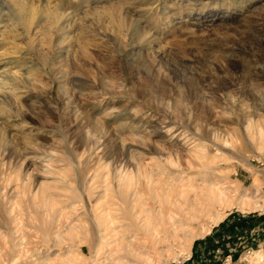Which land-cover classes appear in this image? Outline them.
Instances as JSON below:
<instances>
[{
    "label": "rangeland",
    "instance_id": "rangeland-1",
    "mask_svg": "<svg viewBox=\"0 0 264 264\" xmlns=\"http://www.w3.org/2000/svg\"><path fill=\"white\" fill-rule=\"evenodd\" d=\"M260 113L264 0H0V264H264ZM213 181L235 203L154 241L95 217Z\"/></svg>",
    "mask_w": 264,
    "mask_h": 264
},
{
    "label": "bare ground",
    "instance_id": "bare-ground-1",
    "mask_svg": "<svg viewBox=\"0 0 264 264\" xmlns=\"http://www.w3.org/2000/svg\"><path fill=\"white\" fill-rule=\"evenodd\" d=\"M249 129V130H248ZM247 134H250V135H252L253 137H254V139H258V140H260V139H263L264 138V114H259L258 115V118L257 119H255L254 118V120H252V117H250L249 118V121H247ZM248 140H247V137L246 136H244V134H243V136H241L240 134H237L236 135V139L235 140H232V141H226L228 144L230 143L231 145H234V143H240V146H242V145H244V144H248V142H247ZM216 144V143H215ZM222 146V145H221ZM236 146V145H235ZM162 160V159H161ZM208 160V159H207ZM156 161V160H155ZM167 162H169L170 163V165L171 164H176V163H178V162H174L173 161V159L172 158H170V157H168L167 158V160H166ZM157 162V161H156ZM168 163V164H169ZM193 163V162H192ZM158 164V167H159V165H160V163L158 162L157 163ZM175 166H177V164L175 165ZM179 166V165H178ZM192 166V165H191ZM193 166H194V164H193ZM141 166H139V165H137V169H135V170H132L131 171V176H130V178L128 179V182H129V186H130V184H132V182H133V180L135 181V185H136V188H135V192L137 193V194H140V195H142V193H144V191H145V185H147L149 188L150 187H155V185H156V183H160L158 180H156L155 178H153V176H152V174L154 173H152V172H149V173H143L142 172V170H141V168H140ZM160 168V167H159ZM131 169V168H130ZM183 171V170H182ZM129 172V171H128ZM160 172V171H159ZM175 173V172H174ZM162 174V173H161ZM177 175V174H176ZM122 176V175H121ZM174 179V178H173ZM205 178H203L202 180H204ZM122 180H123V178H122ZM177 180V179H176ZM206 180V179H205ZM181 181H183V180H181ZM122 182V181H121ZM203 182H205V181H203ZM203 182H200V183H203ZM179 183H180V181H179ZM199 183V182H198ZM224 183V182H223ZM228 183V182H227ZM196 185V184H195ZM193 186V187H196V186ZM198 187V186H197ZM202 189L201 190H203V195H202V197L204 198V200H206V201H208V203H206V206H204L203 207V205H202V207H198V204H201V202H198V199H196L195 197L194 198H192V196H189V195H187V192H186V190H182V191H179V192H177V194L176 195H173L172 193H166V194H161L160 193V191L158 190V189H156V190H154V193H153V197L152 198H150V199H153V201L151 202V200L148 198L145 202H140V199H141V197H140V195L139 196H136V198H135V200H134V202H133V199H132V201H131V204L130 205H127L126 207H125V210H124V212H123V214L121 215L120 213H119V211L118 212H116L117 210L116 209H114L113 207V205H115V203H113L112 202V200H110V199H108V200H110V201H107V202H111V203H113V207L112 206H109L110 204H108V206H109V208H108V206L106 207V208H104L103 209V212H101V214L99 215V216H95V217H98V225L99 226H101V228L104 230L105 228H109V229H111L112 231H113V233L112 234H114V236H116V238H118V236H120L119 234H118V232H119V225H117V223H115L114 221L115 220H119L120 219V217H124L125 219H128L129 221H131V223H133V224H136V226H140V227H142L144 230L146 229V231H147V233L149 232L150 234H151V237L152 238H150L149 237V239H153V241L155 240V238H157V239H159L160 238V236L161 235H163L162 233H163V231H165V232H167L168 231V228L169 227H167V225H169V223H171V224H173V226H174V228L175 229H178V228H180V227H191V225H192V223H193V221L194 220H196V219H198V221H199V218L200 217H203V216H208V215H210V212L212 211V209L214 208L213 207V204L215 205L216 203L218 204H220V206L223 204V205H233L234 203H235V198H232V197H230L232 194H230L229 195V192H228V194H226L224 191H225V186H223V184L222 183H220V182H216V183H214V181H213V184L211 185V186H206V185H201L200 186ZM158 188V187H157ZM192 188V187H191ZM194 189H196V188H194ZM217 189V190H216ZM229 190H231V189H229ZM228 190V191H229ZM217 191V192H216ZM236 191V190H235ZM199 192V191H198ZM237 192V191H236ZM151 193V192H150ZM149 193V194H150ZM234 193V192H233ZM130 194V193H129ZM195 194H196V192H195ZM202 194V193H201ZM152 195V194H151ZM150 195V196H151ZM193 195V194H192ZM200 195V194H199ZM145 196V195H144ZM149 196V197H150ZM148 197V196H147ZM197 197H200V196H197ZM108 198V197H107ZM106 198V199H107ZM181 198H183V199H181ZM200 200V199H199ZM201 201V200H200ZM132 202H133V204H132ZM237 202V201H236ZM217 204L215 205V206H217ZM52 205V204H51ZM54 206V205H53ZM53 206H51V207H53ZM99 207H100V205H99ZM111 207V208H110ZM198 207V208H197ZM231 207V206H230ZM261 207V206H260ZM122 208V207H121ZM96 209V208H95ZM179 209H181V210H183L184 211V213L181 215V216H179L178 217V213H179ZM35 211V210H34ZM102 211V210H101ZM54 212H56V211H54ZM215 212V211H214ZM49 213V212H48ZM53 213V212H52ZM94 213H96V211L94 212ZM97 213H98V209H97ZM122 213V212H121ZM99 214V213H98ZM165 214H168L167 216V218H165L166 216H165ZM34 215V214H33ZM95 215V214H94ZM152 217H154L153 218V221H154V219H155V225L156 226H153V227H151L150 226V224H151V221L150 220H152ZM209 218V217H208ZM203 219V218H202ZM201 220V219H200ZM168 221V222H167ZM34 222V221H33ZM117 222V221H116ZM139 222V223H138ZM140 222H142V223H140ZM200 222V221H199ZM35 225H37L36 223H34ZM97 224V223H96ZM34 225V226H35ZM47 225V224H46ZM98 225H97V227H98ZM14 226V225H13ZM38 226V225H37ZM133 226V225H132ZM160 226H162V228L160 227ZM193 226V225H192ZM200 226V225H199ZM198 226V227H199ZM205 226V225H204ZM20 227V226H19ZM137 228V229H142V228ZM101 228H99V229H101ZM192 228H194V227H192ZM37 229H38V227H37ZM98 229V228H97ZM108 229V230H109ZM120 229H121V227H120ZM10 230V229H9ZM12 230V229H11ZM10 230V231H11ZM103 230H101V231H103ZM15 231V230H14ZM14 231H13V233H14ZM181 231V230H180ZM189 231V230H188ZM195 231V230H194ZM98 232H99V230H98ZM106 232V231H105ZM124 233H123V235H122V238H124L125 236H126V230H124L123 231ZM177 232V231H176ZM182 232H184V231H182ZM142 233V232H141ZM173 233H175V232H173ZM172 233V234H173ZM186 233V232H185ZM12 234V233H11ZM103 234V233H102ZM101 234V235H102ZM132 234V233H131ZM134 234L136 235L137 234V232H134ZM165 234V237H167V234L166 233H164ZM172 234H171V236L170 237H172ZM183 234V233H182ZM108 235V234H107ZM130 235V234H129ZM176 235V234H175ZM104 236V235H103ZM110 236H112V235H110ZM148 236H149V234H148ZM190 236H191V234H190ZM195 235H193V237H194ZM13 237V236H12ZM109 237V236H108ZM169 237V238H170ZM177 237V236H176ZM14 238V237H13ZM101 238V237H100ZM107 238V237H106ZM105 238V239H106ZM132 238V237H131ZM138 238V237H137ZM148 238V237H147ZM174 238V237H173ZM173 238L171 239V240H173ZM181 238V237H180ZM179 238V239H180ZM189 238V237H188ZM103 239V238H102ZM102 239H100V240H102ZM135 239V241H136V238H134ZM168 239V238H167ZM167 239L166 240H163L164 242L166 241L170 246H172L168 241H167ZM169 239V240H170ZM178 239V238H177ZM183 239V238H182ZM7 240V239H6ZM40 240V239H39ZM107 240H108V238H107ZM140 240V238L138 239V241ZM142 240V239H141ZM175 241H176V238L174 239ZM10 244H12L13 243V240H12V238H11V240H7ZM6 241V242H7ZM119 241V240H118ZM117 241V242H118ZM129 241V240H128ZM157 241V240H156ZM163 241H162V243H163ZM175 241L173 242V243H175ZM182 241V240H181ZM191 241H193V239H191ZM101 242L102 241H100V244H101ZM137 243H139L140 244V241L139 242H137ZM136 243V244H137ZM145 243V242H144ZM144 243H142V241H141V245L143 244L144 245ZM193 243V242H192ZM191 243V244H192ZM7 244V243H6ZM18 244V243H17ZM135 244V243H134ZM151 244V242L149 243V245ZM153 244V243H152ZM163 244H165L166 245V243H163ZM186 244V243H185ZM102 245V244H101ZM104 245H105V243H104ZM113 245H114V243L112 244V248H114V247H116V245H114V247H113ZM119 245V244H118ZM125 245V244H124ZM127 245V244H126ZM125 245V246H126ZM130 245V244H129ZM138 245V244H137ZM140 245V246H141ZM142 245V246H143ZM154 245V244H153ZM152 245V246H153ZM188 245V244H187ZM8 246V245H7ZM20 246V245H19ZM37 246V245H36ZM111 247V245L110 244H108V247ZM133 246V245H132ZM132 246L130 247L131 249H129V246L128 247H126L129 251L130 250H132V252L130 251L129 253H135V251H134V249H136V247L135 248H132ZM145 246V245H144ZM157 245H156V243H155V245H154V248H153V250L155 249V247H156ZM163 246V245H162ZM184 246V245H183ZM101 247V246H100ZM109 247V248H110ZM121 248H122V246H120ZM134 247V246H133ZM111 248V249H112ZM143 248H145V247H143ZM158 248V247H157ZM157 248H156V250H157ZM183 248V247H182ZM124 249V251L126 252V250H125V248H123ZM150 249V248H149ZM161 249H163L164 250V248H161ZM12 250V249H11ZM112 250H115V249H112ZM120 250V249H119ZM127 250V251H128ZM137 250V249H136ZM143 250V249H142ZM117 252H118V250H116ZM123 251V250H122ZM122 251H120L121 253H122ZM158 251V250H157ZM159 251H161L160 250V246H159ZM173 251V250H172ZM13 252V251H12ZM105 252H106V250H105ZM111 251H109L108 253H110ZM138 252L140 253L141 252V250L140 251H137V254L135 255L134 254V258L136 259V257L135 256H137L138 255ZM115 253V252H114ZM121 253L119 254L120 256L118 257L119 258V263L118 264H128V261L130 262V264L131 263H135L136 264V262H138V261H134V262H132L133 260H129L128 258H126V259H128L127 261H126V259L124 258V256L126 255V253L125 254H123V255H121ZM158 253V252H157ZM118 254H116V255H118ZM128 254V253H127ZM131 254H128V255H130L131 256ZM142 254V253H141ZM146 254V253H145ZM156 254V253H155ZM175 254V253H174ZM143 256V255H142ZM154 256V255H153ZM152 256V257H153ZM117 257V256H116ZM127 257V256H126ZM133 257V256H132ZM150 257H151V255H150ZM149 257V258H150ZM165 257V256H164ZM112 258V257H111ZM137 258H138V256H137ZM146 258V257H145ZM132 259V258H131ZM138 259H140V258H138ZM148 259V258H147ZM12 260L14 261V260H16L15 258H12ZM154 261V260H153ZM146 262V261H145ZM149 263H152V262H149ZM148 263V264H149ZM113 264V263H112ZM140 264V263H139Z\"/></svg>",
    "mask_w": 264,
    "mask_h": 264
}]
</instances>
